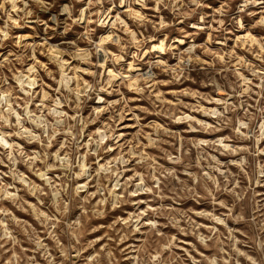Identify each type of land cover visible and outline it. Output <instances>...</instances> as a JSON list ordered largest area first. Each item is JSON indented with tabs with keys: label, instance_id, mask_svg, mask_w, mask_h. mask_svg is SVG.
Wrapping results in <instances>:
<instances>
[{
	"label": "clouds",
	"instance_id": "clouds-1",
	"mask_svg": "<svg viewBox=\"0 0 264 264\" xmlns=\"http://www.w3.org/2000/svg\"><path fill=\"white\" fill-rule=\"evenodd\" d=\"M0 264H264V0H0Z\"/></svg>",
	"mask_w": 264,
	"mask_h": 264
}]
</instances>
